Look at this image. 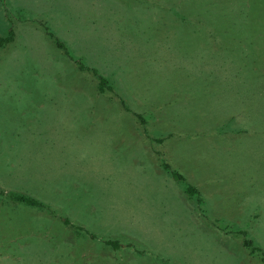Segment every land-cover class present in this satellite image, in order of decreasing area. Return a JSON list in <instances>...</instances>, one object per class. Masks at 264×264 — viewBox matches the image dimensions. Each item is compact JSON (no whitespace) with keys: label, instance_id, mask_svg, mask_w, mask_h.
Listing matches in <instances>:
<instances>
[{"label":"rangeland","instance_id":"obj_1","mask_svg":"<svg viewBox=\"0 0 264 264\" xmlns=\"http://www.w3.org/2000/svg\"><path fill=\"white\" fill-rule=\"evenodd\" d=\"M0 264H264V0H0Z\"/></svg>","mask_w":264,"mask_h":264},{"label":"trees","instance_id":"obj_2","mask_svg":"<svg viewBox=\"0 0 264 264\" xmlns=\"http://www.w3.org/2000/svg\"><path fill=\"white\" fill-rule=\"evenodd\" d=\"M45 31H46V34L49 36V38L52 39V41H53V43L56 45V47L62 49V50L64 51V53L68 54V53H67L68 51H67V49H66L64 43H63L62 41H60L57 37H55L50 31H48L47 28H45ZM9 38H12V37L9 36ZM9 38H7V39H9ZM73 60H74V62H75V64L77 65V67H78L79 70H85V69H86V70H90V71L96 76V78H97V87H98V90H99L100 92H103L104 89H105V87H107L108 89H110V86L107 85V80H106V78H105L104 76H102L101 74H99V73L97 72L96 69H94V68H90V67H87V66L84 65L79 59H73ZM121 101H122V100H121ZM121 103H122L123 106H124L123 101H122ZM125 109H126L127 111H130L129 108H125ZM133 114H134L135 116L139 117V114L134 113V112H133ZM164 166H165V169L168 168L167 165H164ZM171 175H172L175 179H177V180H181V179H183V177L181 176V174H179V173H177V172H175V171H172V172H171ZM185 190H186V192H187L188 194H195V193L198 192L197 189H196L193 185H190V184H187ZM13 199H14L15 201L24 202V203H26V204H28V205H38V204H39L34 198L25 197V196L15 195V196H13ZM244 243H245L246 245H250V244H251V242L248 241V240H245ZM255 247H256V246H255ZM256 248H257V247H256Z\"/></svg>","mask_w":264,"mask_h":264},{"label":"crops","instance_id":"obj_3","mask_svg":"<svg viewBox=\"0 0 264 264\" xmlns=\"http://www.w3.org/2000/svg\"><path fill=\"white\" fill-rule=\"evenodd\" d=\"M98 72V71H97ZM99 73V72H98ZM102 75V74H101ZM102 76H104V75H102ZM120 100H122L123 101V99L121 98ZM126 110V109H125ZM127 111V110H126ZM128 112H134V111H128ZM148 140V139H147ZM154 141H156V142H158L159 140H154ZM158 155H159V158L161 157V154H160V152H156ZM159 165V164H158ZM162 165V169H164V170H167V172H168V168L167 169H165V166L164 165H167L168 166V164L167 163H162V164H160V166ZM160 168V167H159ZM160 170H161V168H160ZM161 171H163V170H161ZM173 177V176H172ZM37 201V200H36ZM38 202V201H37ZM60 220V222H63V224L65 223V224H67V225H69V223L67 222V220H66V218H60L59 219Z\"/></svg>","mask_w":264,"mask_h":264}]
</instances>
